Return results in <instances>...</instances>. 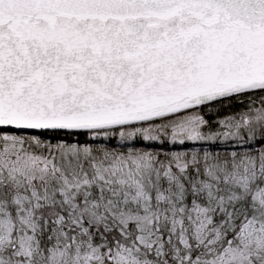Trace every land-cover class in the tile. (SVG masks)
Instances as JSON below:
<instances>
[{
  "label": "snow or ice",
  "instance_id": "snow-or-ice-1",
  "mask_svg": "<svg viewBox=\"0 0 264 264\" xmlns=\"http://www.w3.org/2000/svg\"><path fill=\"white\" fill-rule=\"evenodd\" d=\"M0 264H264V0H0Z\"/></svg>",
  "mask_w": 264,
  "mask_h": 264
}]
</instances>
